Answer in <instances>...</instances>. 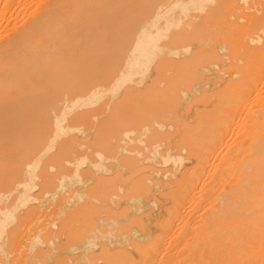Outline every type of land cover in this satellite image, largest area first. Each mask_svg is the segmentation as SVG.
<instances>
[{
    "label": "bare ground",
    "instance_id": "obj_1",
    "mask_svg": "<svg viewBox=\"0 0 264 264\" xmlns=\"http://www.w3.org/2000/svg\"><path fill=\"white\" fill-rule=\"evenodd\" d=\"M161 1L162 0H0V200H6L9 196L10 197L12 196L13 192H16V199L13 198L14 200H16V202L14 204H11V205L8 204L7 205V203L5 204L4 201H3L4 202L3 205L0 204V252L5 254L6 257L9 256V253L12 252V251L10 252V249H9L10 247L15 246L18 249V242H17L18 239L16 238L15 234L17 233V231L19 229L18 226H20L23 223L25 224L24 219H23L24 218L23 213L16 212L17 206L18 205H28L29 201H31V199H33L35 197L37 198L36 194L32 193L33 191L31 192L32 186L35 184L34 183L35 177H40L39 178L40 179L39 184H40L41 188L39 190V193L45 192V191L48 192L49 188L55 183L56 180H58L60 183H67V184L72 183L75 180H78L79 182H83L84 181L83 180L84 179L83 172H85V170L82 169L84 167H81V165L85 161V159L88 157L86 155H84L85 153L82 154L81 156H76L77 155L76 153L81 151L80 148L85 147V149H83V152H85L87 148L96 147L97 148V154L99 155L100 158H102V159L109 158L110 156H105L104 155L105 152L103 153L102 151L104 150V151L113 152L119 146V145L115 144L116 141L113 142L114 140L111 139V137L120 136L121 134H123L125 136H128V138L132 140V137H130L129 135L131 133H133L137 128H140L141 125L147 124V122L150 121L151 119L154 121V119H157V118H159V119H161L163 117L168 118L169 116H167V111H165L166 109L164 107L165 106L174 107L182 99V97L180 96V93H179V90H181V88L178 90L179 85L183 84L184 86L181 85V86H183V88L184 87H190V90H191V84H193L192 82H196L197 80L201 81V78H203V76H204V73L202 71L204 69L201 70V66L204 65V63H206L209 59H214V58L218 57L219 53L216 50L217 47H215L214 44L213 45L210 44L208 42L210 40L206 41V43L202 42V44H205V50L204 51L203 50L194 51L187 57H185L186 55L181 56V57H183V59L179 58V60L177 58L174 59V57L172 55L171 56L173 58H171V59L170 58H165V59L163 58L165 60V62L170 63V65H172V67L174 69V70L169 69L170 72H171V70H173L172 73H170V74L164 73V78L166 79L167 82L163 86L159 87L158 89H155L154 87H152V88L147 89V90L146 89L141 90L139 88H136L135 85L132 84L133 81H135L133 75L137 72H141V71L145 70L148 67V65L150 64V62L154 59V57L158 54V52L163 48V45H168L171 53L172 52L177 53L176 48H178V46H179V45L177 46V43H179L180 40L184 37L189 38L190 36H193L194 33H191V31L197 32V30H199L196 28H195L196 30L194 29V27H197V24H196V26L195 25L193 26V29L195 31L193 29L190 30V28L187 27L186 24H183L181 26L182 28L177 29V30H174L172 28L174 31L170 30L169 33L167 34L169 28L173 24H175V20L173 21L171 19V12L173 10H179L182 12H186L187 10H189L191 8H195V7L202 8V7H204L205 2L210 1V0H170L171 1L170 5H164V4H162L163 1L162 2ZM226 1L230 2L231 5L236 3V0H226ZM246 1H248V0H245L244 2H242V1H240V2L245 4ZM253 1H255V0H253ZM263 1L264 0H262V2ZM249 2H251V0ZM209 3H210L211 8L208 6L210 9H209L207 15L205 14L206 19H204V21H206V23L208 24V22L211 21L212 18L217 17L216 20H218L219 18H222L220 20H222L221 22L223 23V17H220L219 15L216 16V14H215L216 12H214V14H213V10H215L214 8H212L213 3H212V5H211V2H209ZM252 3H254V2H252ZM247 4L248 3L246 2V5ZM255 4H257V3H255ZM259 4H261V3H258L257 5L259 7H261L262 4L261 5H259ZM151 5H152V8H151ZM249 5L250 4H248V6H246V9H244V10L249 11L250 10ZM229 7H231V6H229ZM233 7H235V6H233ZM247 7H248V9H247ZM242 8H244L243 5H242ZM256 8H257V11L260 10V9L258 10V7H256ZM253 9L254 8H252L251 10H253ZM227 10H228V8H227ZM240 10H241V8H240ZM240 10H238V11H240ZM236 13H237V11L235 12V14ZM239 13H241V11ZM239 13H237V16H239ZM184 14L186 15V13H184ZM181 15L183 16V14H181ZM212 15L213 16L215 15V16L213 17ZM174 16L176 17L177 14H174ZM182 16H180V18ZM211 16H212V18H211ZM231 16L233 17L232 14H231ZM246 16H247V20L245 21V23L242 25L241 22L243 19L245 20V18L241 19L240 20L241 22L238 23V24H240L239 27H237V28H236V26L234 27L235 30L233 28L231 31V28H230L231 22L229 24L226 23L227 26L228 25L230 26V27H226L227 29H229L230 32L234 33L237 29V31L240 33V34L238 33L240 44L243 43L244 38L247 39L248 36L251 39L258 40V42L260 40H262L261 44L258 46H251L247 42L245 43V41H244L243 51L240 50V51H242L241 55L244 58V63L239 66L240 70L238 69V71L240 73V77H238L237 80L241 82V85H244V88L243 89L241 88L242 92L241 93L236 92L237 88L235 89V87H232L236 83L235 77H234V79H233V77L229 78V83H231V85L229 86V89H227L228 90L227 94L224 93L226 96L225 97L226 100L223 99V97L221 98V96H220L221 93L218 95L221 99V102L227 101L229 103L228 106L225 108V112L223 111V108H222V110L221 109L219 110L220 113H221V111H223L224 114L226 113V115L224 116L223 113H221V114L216 113V115L218 114V116L214 119L217 120V126H216V128H214V130H212V132H210L209 135L206 134L209 142H204V141L201 142L200 141V139H199L200 133L198 132V130H200L198 128V125H200L199 122L198 123L196 122L197 123V124H195L196 128L194 127L195 126L194 125L188 131L183 130L184 131L183 134H185V132H186V136L181 137L182 139L184 138L183 142H184L185 146L188 148L189 152L196 154L194 156H196V161H197V163H199V167H200V168H197V171H203L204 170L203 175L207 172L206 170H208V172L210 171V175H211V173L214 172L212 169L214 168V170H215L217 164L221 165L217 162V160L219 162H221L222 160H223L222 162L227 160V159H225V158H227V156H221L223 153V150H225L224 151L225 153L227 152V150H226L227 145L225 143L228 140H231L234 143L233 144V143H231V141H229L231 144H233L234 148H232L230 146H228L230 148L227 147L229 153H231V151H232V150L230 151L229 149H231V148L233 149L231 154H229L227 152L229 155H232L231 156L232 161H230V159H229L228 163L225 162L228 165L231 163L229 165V167H230V171L232 173L231 174L232 176L229 174L230 171L227 173L223 170L217 171L218 177L216 175L212 174L213 176L216 177V178H214L212 176V178H214L215 180L217 179V181L219 178L222 180L223 175H225L227 177V174H229V176H231V178L228 177L230 179L229 182L231 180L235 181V182H230V183L235 184V186L232 185V186H234V188H232V187L228 188V189H230V188L233 189L232 195L229 198L231 201V202H229L230 205L228 204L227 198L224 199L223 201L221 200V202H224L223 203L224 209L227 207V205H229L230 213H231L230 215H232V217H233V219H232L233 227H232V232L231 231L229 232L230 235L232 233L231 243L228 244V246L230 245V250H228V251L226 250V253H225V254H227L226 256L228 257V259L225 261L227 263L220 261V264H264V60L260 64L258 62L259 65H257V66L255 65L256 67H252L251 66L252 63L250 65V63L248 61L250 57L257 56L259 54L264 53V36H262V34H261V33H264V8L262 9L261 13L259 11V14L249 12L248 14H246ZM184 19L186 20V18H184ZM233 19L234 18H232L231 21ZM238 19H239V17H238ZM197 20H199V18ZM220 20H218V21H220ZM159 21L163 22V23L159 24L160 23ZM204 21H202V22H204ZM234 21H236V20H234ZM234 21H233V23H234ZM181 22H183V21H181ZM202 22H201V24L203 25ZM214 22H216V21H214ZM198 23H200V22L198 21ZM233 23H232V25H235ZM211 24H212L211 27H213V23H211ZM214 24H217V23H214ZM200 25H198V28H200L199 27ZM184 26H186V27H184ZM216 26H214V27H216ZM204 28H206V26ZM206 30H208V29H205L204 31H206ZM243 30L245 32L248 30H251L252 33L254 32V33H256V35L254 36V34H251L249 32V35H248V33H246L247 37H244L243 35H246V34H244ZM187 31H189V32H187ZM204 31H203V33H204ZM216 31L217 30L214 28L213 33H215ZM210 32L211 31H209V34L211 35ZM226 32H228V31H226ZM259 32H261V33H259ZM185 34L186 35L188 34V35L185 36ZM218 34L219 33H217L216 35H218ZM228 35H230L229 32L227 33L226 36H228ZM165 36H167V39H164L165 41L162 40V42H161L160 39L162 37H165ZM194 36H195L194 37L195 39H198V37L200 36V30H199V33L197 35L195 34ZM215 36H214V38H215ZM221 36L223 37L224 35L221 34ZM255 42H257V41H255ZM184 43H185V41H184ZM181 45H183V43ZM234 45H235V43H234ZM184 46H185V44H184ZM193 46H195V45H193ZM227 49H228V47H227ZM234 49H236L235 46H234ZM237 49H236V51L239 50V49L238 50ZM240 49H242V46L240 47ZM190 52H191V49H190ZM165 53H163V54H165ZM223 54L221 56L222 58L224 56ZM227 54H228V51H227ZM158 55H160V54H158ZM166 55H169V54H166ZM179 55H180V53H179ZM233 55L234 54H232L231 56H233ZM164 56H162V57H164ZM174 56H176V55H174ZM235 56L237 57L238 55L236 54L233 57H235ZM229 57H230V55H229ZM263 57H264V54H263ZM160 58H161V56H160ZM157 59H159V56L157 57ZM228 59H230V58H228ZM238 60H239V58H238ZM231 61L232 60L230 59V62ZM233 61H235V60H233ZM257 61H258V58H257ZM236 62H238V61H236ZM163 64L164 63H162V65ZM219 64H221V63H219ZM240 64H241V62H240ZM164 65H166V63ZM205 66H207V64ZM225 66H223L222 68L224 69ZM232 66H235V65H232ZM153 67H154V64H153ZM212 67H214V66H212ZM219 68H221V66ZM222 68H221V70H223ZM225 68H229V67L226 66ZM233 68L234 67H232L231 69H233ZM234 70H235V68H234ZM152 72H153V70H152ZM165 72H168V71H165ZM205 73H206V71H205ZM218 73H219V71H218ZM153 74H155V71ZM146 75H147V73H146ZM146 75H145V77H146ZM217 75L214 77L218 78V76H222V75H218V76ZM227 75H229V74H227ZM137 76L140 77V75H137ZM207 76H208V74H207ZM212 76H213V74H212ZM225 77H227V76H225ZM139 79H141V78H139ZM147 81L148 80H145L144 82L146 83ZM210 82H212V81H210ZM162 83H163V81H162ZM125 84H129V86H128V89H126L124 91V95L127 94V96H128V95L132 94L131 99L127 100L125 98V100H127V101H123L122 97L117 98V99H112V97L110 98V96H113L118 91L119 87H121L122 85H125ZM203 86H201V87H203ZM218 86H216V87H218ZM123 87H125V86H123ZM226 87H227V84L224 88H226ZM210 89H212V88H210ZM219 89H220V87H219ZM182 90H184V89H182ZM216 90H217V88H216ZM238 90H239V88H238ZM201 91H200V93H201ZM205 91H207V90H205ZM210 92H212V91H210ZM206 94H208V92ZM192 96L194 97V95H192ZM192 96H191V99H192ZM111 99L114 101L111 102L110 101ZM189 101H191V100H189ZM216 101H217V99H216ZM181 102H183V100ZM253 102H255V104H253ZM216 103L213 102V104H216ZM247 103H249V104H247ZM213 104H210V105L213 106ZM218 104H216L215 107L221 105V104H219V105ZM177 105H179V104H177ZM184 105H186V104H184ZM176 106L174 108H176ZM206 108H207V110H209L208 106L204 107L203 109L205 110ZM191 109H192V107H191ZM211 109L214 110L213 107H210V110ZM217 109H218V107H217ZM176 111H178V108ZM179 112L181 113V109ZM202 113H203V111H202ZM207 113H208V111H207ZM194 114L192 117H194ZM172 116H174V115L172 114L170 116V118ZM200 116H202L201 113H200ZM204 117L206 118L205 115H204ZM173 118H179L178 120H180V116L179 117L174 116ZM182 118H183V116H182ZM188 119H184V120H187L186 122L189 123ZM239 119L242 122H237V123H239L237 125L238 126L240 125V126H239V128L236 127L237 130H233L232 135H234V137L229 136L232 131L230 132V134H229V132L228 133H226V132L228 130H231V129H236L235 127L234 128L232 127V126H234V124L232 122L234 121V123L236 125V120L238 121ZM213 120L210 119V121H213ZM155 121H157V120H155ZM161 121L162 120L157 121V123L161 124ZM163 121H164V119H163ZM166 121L168 122L169 120H166ZM180 122L183 123L182 121H180ZM163 123H165V121ZM226 123L229 124L230 128L227 126L228 124L225 125ZM168 125H170V124H168ZM172 127H171V129H173ZM200 127L202 128V126H200ZM212 127H211V129H212ZM226 127L229 128V129H227V131H226ZM149 128H150V125H148V124L145 125V130H143V132L141 134V135H145V139L143 138L144 136L141 137L139 135L141 133L140 130H138L139 131L138 134L134 133L136 135H139V136H137L138 140L141 141L142 143H144V145L145 144L148 145L147 142H149L150 145L152 146L150 141L153 142L156 138L163 136L164 133L167 134L166 131H161L160 128H158L160 130H158L157 127H156V129L151 127V129L153 128V130H151V129L149 130ZM176 128H177V126H176ZM166 129H167V126H166ZM180 129L181 128L179 125V130ZM170 132H171V130H170ZM179 132H177L179 136L176 135L177 133L175 134L177 139H178V137H180L182 135L181 133H180L181 134L180 135ZM225 133L229 134L227 136V138L225 137L226 136ZM90 134H91V137L89 136ZM134 134H132V135H134ZM202 134H203V132L201 133L200 136L204 135V134L203 135ZM172 136H174V135H172ZM121 137L124 139L126 138L123 136H121ZM229 137H230V139H229ZM231 138H233V140ZM224 139L226 142L224 141ZM165 140L166 139H164L163 141L165 142ZM168 141H169V139H168ZM168 141L166 140V142H168ZM178 142H179V140H178ZM124 143H125V141H124ZM135 143H136V145H139V144H137L138 142L135 141ZM165 143H164V145H165ZM222 143L224 146L226 145V147H223L225 149L222 148V146H223ZM230 143H228V145ZM158 144H160V143L158 142ZM127 145H128V142H127ZM170 145H171V143H170ZM220 146L223 150L221 149L222 151H220V152H222V153L220 154V157H219L218 152L220 149H218V148ZM54 147H55V149L53 151H51ZM121 147L124 150L128 149L127 146H126L127 148H125L124 146H121ZM131 147H132V145H131ZM134 149H136V148L134 147ZM147 149H148V147H147ZM173 149H174V147H173ZM217 149H218V151H215ZM120 150H121V148H120ZM174 150H176V148ZM117 151L119 152V150H117ZM130 151H132V149ZM141 151L143 154V150H141ZM149 151L150 150H148L147 153H149ZM211 151L212 152L215 151V152H213V154L216 152L217 153L213 155V154H211ZM129 152L126 153L128 155H122V157L116 158L117 163H119V165H118L119 168H117L116 170L120 169L121 164H123L121 166H124V164H134L135 165L134 162L137 161L136 160L137 158L134 159V157L136 156V153H134L135 154L134 157H131L132 154L129 155ZM155 152H157L156 148H154L152 150V153H155ZM86 153H87V151H86ZM106 153H108V152H106ZM182 153H183V155H184V153H186L185 154L186 156L188 155L186 151L182 152ZM181 154L177 155V156L172 155L170 153L167 155H165V154H162V155H163L164 161L171 160L172 163H170V164L174 165V164H177L178 162H181V160L183 158ZM119 155H121V154H119ZM209 155L212 157L214 156V158L211 159L209 157ZM117 156H118V153H117ZM155 156H157V155H155ZM190 156H187V157H190ZM44 157H45V159H44ZM113 157H115V156H113ZM215 157H216V159H217V157H219V159L216 160ZM221 157L223 158L222 160L220 159ZM208 158H210L209 159L210 162L208 161ZM156 160H157V158H156ZM186 160H188V159H186ZM109 161L111 162V160H109ZM161 161H163V160H161ZM211 161L217 162V164L216 163L213 164ZM229 161H230V163H229ZM86 162H88V161H86ZM105 162H108V161H105ZM89 163L93 164L95 167H101L102 166V168L105 164V163L103 164L101 161H93L90 159H89ZM225 163L222 164L223 168L227 165ZM114 164H115V162H114ZM190 164H192V162ZM209 164H211V166L213 164V166H214L211 169L212 171L209 169H206L207 167L208 168L210 167ZM153 165H155V164H153ZM181 165H182V162H181ZM193 165L194 164H192V166ZM195 165H196V163H195ZM207 165H209V166H207ZM160 166H162V165H160ZM192 166H190V167L192 168ZM124 167H126V166H124ZM135 167H137V166H134L132 169L134 170ZM190 167L188 168L189 170H190ZM112 168H115V167H112ZM194 168L196 170V166ZM126 169H127V167H126ZM128 169H129V166H128ZM226 169H228V168H226ZM88 170H90V169H88ZM155 170L158 171V169H155ZM159 170L161 171V169H159ZM189 170H188V172H189ZM191 170L193 171V169H191ZM92 171H94L93 168H92ZM152 171H153V169H152ZM170 171L172 172V170H170ZM163 172H165V170L162 171L161 173H163ZM208 172L205 174V176H207ZM100 173H101V175H105V174H103V172H98L97 175H99ZM107 173H109V172H107ZM140 173H143V172L140 171ZM161 173H160V175H161ZM112 174H110V175H112ZM126 174H124V175H126ZM136 174L137 173H134L132 175H136ZM179 174H180V172H179ZM186 174H187V172H186ZM101 175H100V177H101ZM116 175L118 176L120 174L118 172H115L113 177L114 176L116 177ZM121 175L123 177L122 172H121ZM165 175H164V177H166ZM199 176H200V180H198L199 177L194 178L192 175H188V177H187L188 179L187 180L185 179V181L182 179L183 182H181L179 186L180 187H182V185L187 186V185H189L190 181L192 182L193 179L194 180L196 179V181H198V183L195 182V187L199 183H200V185H198V186L199 187L201 186L200 189L204 190V188L207 187V189L205 188V191L201 194V197L200 196L197 197L198 200H199V198L202 199L201 205H205V203H207V201L209 199H211L210 193L207 191H208V186L211 185L208 180H211L212 178H211V176H209V177L204 176L205 179H202L201 178L202 174ZM225 176H223V177H225ZM113 177H108L110 180L107 182V184L106 183L102 184V186L105 185V186H103V188H101L98 183H96L97 185L93 183V185L89 186L88 190L91 191L92 193H95V194L105 193L106 190L104 191V189L110 187L111 185L115 186L116 182L113 185V183H114L113 181H116L119 176L116 178V180H114L115 178H113ZM132 177L133 176H131V178ZM86 178H88V177H86ZM95 178H96V175H95ZM95 178L93 177V179H95ZM121 178L119 179L120 181H121ZM135 178H137V177H135ZM156 178H159V177H156ZM209 178H211V179H209ZM129 179H130V177H129ZM129 179H127V180H129ZM145 179H147V178H145ZM119 180H117V182ZM166 180H168V179H165L164 181H166ZM180 180H181V178H180ZM203 180L204 181L207 180L206 182H208L209 185L204 184L205 185L204 186L202 184ZM215 180L212 179V181H215ZM223 180L225 181V179H223ZM124 181L126 182V180H124ZM199 181H201V182H199ZM227 181H228V179L226 180V182ZM92 182H90V183H92ZM145 182L146 181L139 182V184H140L139 186L143 189L144 192L147 193V192H149V187L144 184ZM159 182H160V180H157V183H159ZM168 182L170 183V181H168ZM130 183H133V182L131 181ZM146 183L148 184L149 182H146ZM160 183L162 185V182H160ZM56 184H58V182H56ZM228 184L229 183H227V185ZM202 185L204 187H202ZM219 185L221 187L220 183H219ZM227 185L225 184L226 187L229 186V185L228 186ZM97 186H99V187H97ZM126 186H127V184H126ZM130 186H132V185H130ZM120 187H121V185H120ZM190 187H191V185H190ZM210 187H212V186H209V188ZM123 188H126L125 190H127V187H123ZM162 188H164V187H162ZM192 188H194V185L192 186ZM69 189H68V191H69ZM133 189L134 188L132 187V190ZM195 189L199 190L198 187L194 188V190ZM212 189H213V187H212ZM231 189L229 190V192H231ZM164 190L167 191V189H164ZM176 190H177V193L174 196H172L173 199L171 198L172 199L171 205H172V207L174 206L176 209H178L180 204H178L177 198H179V196H181L180 195L181 193H178V190H181V188L180 189L176 188ZM194 190H193L194 193H192V191H188V192L192 193V194L190 193L192 196H190L188 194L189 195L188 198H190V199H191V197L194 198L195 196H197L199 194L198 190L197 191H194ZM77 191H78V189H77ZM161 191H163V190H161ZM215 191L217 192V190H215V188H214L213 192L215 193ZM223 191L228 192V190H223ZM64 192L65 191H63L62 194H65ZM210 192L213 193L211 191V188H210ZM66 193H68V192L66 191ZM113 193L118 194L119 192L118 193L113 192ZM149 193L147 194V196H143V197L144 198L146 197L148 199ZM157 193H159V192H157ZM218 193H220V192H218ZM58 194H59V192H58ZM58 194H57V196H58ZM73 194H74V192H73ZM129 194H131V193H129ZM152 194H154V193H152ZM185 194L182 195L184 197L183 198L184 200H183V202H181V203H183V204H181V205H183V206H181V208H184V207L188 208L185 211H184L185 208L182 210L186 213V217L189 219L190 218V216H189L190 215V209L192 208V206L194 204H196L198 202V200L196 202V200L194 199L193 200L194 203L193 202L189 203V201H188L189 199L188 198H187L188 200L185 199V197H187L188 195H185ZM220 194L217 195L218 198H219ZM213 195L214 194H212V197H213ZM221 195H223V194H221ZM225 196H226V192H225ZM225 196H220V197L225 198ZM90 197H93V196H90ZM217 197H213L214 199H217L216 203L218 202V200L220 202V198L218 199ZM68 198L70 199V197H68ZM63 199H64V197H63ZM112 199L114 201V198H112ZM116 199L117 198H115V201H116ZM214 199H212V201ZM10 200H12V199H10ZM124 200H127V199H124ZM84 201H82V205L85 204V206H86L87 205L86 204L87 199H85ZM89 201H90V199H89ZM101 201H102V199H101ZM120 201H121V199H120ZM214 201H213V205H215ZM77 202H78V200H77ZM91 202H90L91 206L93 204H96V202L95 203H93V201H91ZM127 202L125 204L123 203V205L121 202L122 207L125 206L127 204ZM184 202H187L189 204L185 205L186 203L184 204ZM208 202H210V201H208ZM50 203H51V201H50ZM75 204H76V202H75ZM99 204H101V203H99ZM99 204H96V205L99 206ZM210 204L211 203H208L209 206H210ZM78 205H80L79 210H81V211H82V209H84V211H85L90 206L89 205V206H86L85 208H83L80 203H77V206ZM107 205L110 207L111 203L107 204ZM144 205H146V204H144ZM148 205H150V204L148 203ZM73 206L75 207V205H73ZM102 206L105 207L104 204L103 205L101 204L100 208H102ZM108 206H106V207H108ZM207 206L205 205V207H207ZM150 207L151 206H149V208ZM166 207H168V206H166ZM166 207H165V209H166ZM189 207H191V208L189 209ZM196 207H194V209H197L199 211V212L196 211L199 213V215H198V213H195L194 209H191V212H192V210H194L193 212L198 215V216L196 215L197 218L200 216H203L202 214L204 212L201 213L203 211V210H201L202 206L198 207V205H197ZM216 207L217 206H214V208H216ZM24 208L22 207L25 214H28V212H32V214H33L32 219L33 220L34 219H39V220L44 219L43 221H45V222H43V226L46 225L45 223H48V222H46L47 219L45 217L46 211L44 212L41 210L42 205L40 202L37 205H33V203H32L28 207H26L25 209ZM65 208H66V206H65ZM162 208H163V206L161 207V209ZM107 209L111 210L113 208L111 206V209L110 208H107ZM176 209H175L176 213H178L179 211L181 212L180 208L177 210L178 212L176 211ZM118 210L120 211V209H118ZM163 210H164V208H163ZM200 210H201V212H200ZM212 210H214V209H212ZM51 211L49 213H51ZM128 211H129V207H128ZM134 211H136V210H134ZM154 211H155V209H154ZM154 211L151 210V212H154ZM141 212H144V211H141ZM188 212H189V215H188ZM193 212H192V214H193L192 216H195ZM16 213H18V214H16ZM52 213H55V212H52ZM170 213H171V211H169V213H167V215H168L167 217H170ZM176 213L173 215V218L175 217V215H177ZM183 213H182V215H185ZM102 214L100 216H102ZM123 214H125V213H123ZM135 214H137V213H135ZM180 214H179V217L177 218L179 220L182 219V218H180V216H182ZM204 214L208 215L209 213L207 214L205 211ZM221 214L223 215L225 213H221ZM121 215L122 214H120L119 216H121ZM226 215H228V214H225L223 216L225 217ZM95 216H93L91 214V216L88 219L90 220V218H91V220H93V219H95ZM116 216H118V215H116ZM162 216H163V214H162ZM53 217H54V214H53ZM74 217L72 216V218H71V221L73 223L75 221ZM104 217L106 218V216H104ZM186 217L185 218L183 217V219H186ZM105 218H103V219H105ZM107 218H110V217L107 216ZM107 218H106V220H107ZM164 218L165 217H162L161 219L163 220ZM170 218L171 219H169V220L171 222H172V220L175 219V218L172 219V217H170ZM200 218H202V217H200ZM208 218H212V213L210 214V217H208ZM219 218H222V216ZM52 219H55V217ZM115 219H113V220H115ZM119 219H120V217H119ZM154 219H156V218H154ZM190 219L192 221V217ZM205 219H207V217H205ZM15 220H16V222L18 220V223L17 224L13 223L14 225L12 224L13 226L10 225V227L8 228L7 226L12 221H15ZM60 220H61V217H60L59 221ZM91 220H90V222H91ZM96 220L97 219H95L94 221L96 222V224H98L99 222H98V220L97 221ZM125 220H127V219H125ZM176 220H175V222H179L180 227H182L181 226L182 223L179 220H177V221ZM195 220H198L197 222H198V224H200L201 221L204 220V216H203L202 220H200V219H195ZM195 220H193V222ZM94 221L90 223L92 226L94 225L93 224ZM165 221H166V219H165ZM78 222L79 221H77V219H76L75 223L77 224ZM105 222H108V221H105ZM121 222H119V223H121ZM157 222H158V224L160 223L159 219ZM171 222L169 223L170 226L168 228L172 229L171 224H172V226H174V223L173 222L171 223ZM182 222H183V220H182ZM185 222L186 221L184 220V223ZM193 222L190 223V225L192 224V226H191L192 228H190L191 230L193 229V227H195V224L197 223L195 221V223L193 224ZM39 223H41V222L39 221ZM58 223H60V222H58ZM83 223H85V222H83ZM87 223H89V222H87ZM101 223L98 224V226H101ZM119 223H117V224H119ZM148 223H150V222H148ZM209 223H208V225H207V223L206 224L204 223L203 227L205 225L209 227V225H210ZM213 223H214V221H213ZM213 223H211V224H213ZM215 223H217V222H215ZM33 224L34 223H32V226H33ZM36 224H38V223H36ZM81 224H82V221H81ZM81 224L78 225L79 228L77 230L83 229L84 224L83 225H81ZM96 224H95V226H96ZM143 224H142V226H143ZM177 224H175L176 227H177ZM186 224H187V222H186ZM188 224L186 227L189 226ZM28 225L29 224L27 223V226ZM179 225L177 227L178 228L177 230L181 229L179 227ZM62 226H63V224H62ZM64 226H65V228H64ZM64 226H63V228L65 230H66L67 226L68 227L70 226V229L73 228L67 222L64 224ZM90 226H89V228H90ZM102 226H105V225L103 224ZM151 226H149V227H151ZM175 226L173 227V228H175V230L173 229L174 232L172 230H171V232L168 231V233H167L168 236L166 235L168 228H166V227L164 228V226H163L164 230L160 231V232L164 231V233H163L164 235L162 234L163 237L165 236L164 239L162 240L163 242L165 239L168 241L170 239V237H171L170 235H172V233H174V235L178 233ZM29 227L31 228V225ZM37 227H33V228L37 229ZM113 227H115V226H113ZM140 227L141 226H139V228ZM144 227L142 229L140 228L141 231H144L143 230V229H145ZM157 227H158V225H157ZM214 227L216 228V226H214ZM228 227H229V225H228ZM57 228H58V226H57ZM160 228H162V226L159 227V229ZM68 229H67L68 233L66 234L67 238H72L73 235H75V236H78L77 237V240H78L79 235H82V233H83V232H81V234L78 235V233L74 232V230L76 228H73L72 229L73 231L72 230L70 231V229L69 230ZM87 229L88 228H86V230ZM165 229H167V230H165ZM202 229L203 228L201 227L200 230H202ZM24 230H26V229H24ZM46 230H47V228H46ZM86 230H85V232H86ZM88 230L90 231V229H88ZM91 230H92V228H91ZM184 230L185 229H183L182 231H184ZM196 230H197V228H196ZM206 230H207V228H206ZM27 231L29 232L28 228H27ZM119 231H121V230H119ZM175 231H177V232H175ZM210 231H211V228H210ZM216 231H217L216 234H218L219 230L217 229ZM28 232H27V234H28ZM113 232H112V234H113ZM189 232H191V231H189ZM23 233L19 234V236L20 235L23 236L24 235ZM51 233L54 234L53 231ZM65 233H66V231H65ZM142 233H144V232H142ZM179 233H180V230H179ZM221 233H223V232H221ZM27 234H25V235H27ZM46 234H49V233L46 231ZM192 234H195V231L192 232ZM32 235H33V233H32ZM63 235H64V233H63ZM96 235H97V231H96ZM174 235H172V236L174 237ZM186 235H187V237L186 236H183V237H185L186 239L188 238L187 239L188 241L193 239V237H190V238L188 237V236H190V234H186ZM205 235H203V236H205ZM83 236H85V233L83 234ZM105 236H107V235H105ZM176 236L177 235H175L174 238L172 237V239H171L172 241L171 240L168 241V242L171 241L170 245L172 244V242H173V244L175 243L174 241L177 239ZM196 236H198V235L196 234ZM46 237H48V236H46ZM155 237L157 238L156 235H155ZM105 238L107 239V237H105ZM196 238L197 237H194V240ZM214 238H217V237L215 236ZM22 239H23V237L21 238V240ZM27 239L28 238H26V240ZM94 239H95L94 237H91V235L90 236L88 235L87 241L84 240L86 242L85 248H88L91 245H93L95 243ZM133 239H136V238H133ZM179 239H177V241ZM186 239H180V241L181 240L185 241ZM199 239H198V241H199ZM202 239L206 240L205 238H202ZM222 239H224V238H222ZM226 239H229V238H226ZM33 240H34V238H33ZM37 240H39L38 235L35 236V240H34L35 242L34 243H36ZM60 240H63V239H60ZM159 240H161V239H159ZM187 240L185 241L186 243L184 242V244H186V245L182 244L183 242L181 243L182 245L179 244L180 242L178 243L179 244L178 248H180V246H182L181 250H179L175 246L173 247V248H176L177 251L179 250L178 251L179 255L178 254L175 255L176 253H178L177 251L174 252L176 249H173V250L169 249V251H170L169 253H172V251L175 253L174 254L175 258H176V256H180V258H182L181 256H183V255H185V253H187V255H188L187 257L189 259H188L187 263L184 260L183 264L190 263L191 259L197 255V245L192 244V241L188 242ZM211 240H212V242L214 241L213 237H212V239H210L208 241L210 242ZM53 241L51 240L50 242L53 243ZM67 241L63 242V243H67V244L72 243L73 244V241H71V242H67ZM79 241H78V243H79ZM150 241H151V243L154 242V241L152 242V240H150ZM167 241L165 243H168ZM215 241H216V239H215ZM227 241L224 243L227 244ZM21 242H23V240L20 241L19 245L21 244ZM27 242H29V241H27ZM56 242H58V241H56ZM134 242H136V241H133L131 239L130 243L132 245H135V248H136L137 244L136 243L133 244ZM163 242L161 243V241H160V243H159L157 241V243H154V244L159 243V245L160 244L164 245L165 243H163ZM187 242L191 243V245L190 246L188 245L189 247L186 249L187 251L186 250L184 251V249H182V248H183V245H184V247L185 246L187 247V244H188ZM44 243H46V242H44ZM75 243H76V241L74 242V245H75ZM61 244L62 243H60V245L58 247H62ZM147 244H150V243H146V247H147ZM23 245H24V243H23ZM77 245H80V244H77ZM99 245H100V242H99ZM124 245H122V246H124ZM170 245L167 244L166 246L169 248ZM21 246L22 245H20L19 248H21ZM48 246H45V247L42 246V247H43V249H45V248L49 249L50 246H49V248H48ZM166 246L165 247L162 246L163 249L161 246H160V248H159V246H157V249L159 248L158 251L160 252V253L158 252L157 255L159 254L162 256L157 257V258H159V260L153 259L154 260L153 264H155L157 262V260L160 262L161 261L160 258H165V260L168 259V258H166L168 255V253H167L168 248ZM150 247H153V246L150 244L149 248ZM219 247L221 248V246H219ZM226 247H227V245H226ZM132 248H134V247H132ZM135 248H134V250H135ZM149 248H148V250L146 249V251H149ZM166 248H167V250H166ZM17 249L14 250V252H16ZM22 249L21 250L19 249V250L22 251ZM27 249H28V247H27ZM47 249H46V251H47ZM107 249H109V247ZM119 249L120 248L118 247V250ZM136 249H138V247ZM214 249H212V250H214ZM217 249H218V247H217ZM36 250H37V247H36ZM115 250H117V249H115ZM125 250L126 249H124L122 251H125ZM182 250H183V252L180 253ZM23 251H24V249H23ZM41 251H39V252H41ZM110 251H112V250H110ZM113 251H114V249H113ZM113 251L111 252L112 254H113ZM126 251L129 252L130 250L127 248ZM146 251H145V253H146ZM151 251L152 250H150V252ZM165 251H166L167 255H166ZM208 251L210 252V249H208ZM219 251L221 252V250H219ZM24 252L26 254V251H24ZM90 252H88V254H86V256H89ZM95 252H96V250H94V253ZM135 252H136V250H135ZM162 252H164V253H162ZM222 252H225V251L223 250ZM37 253H35V255ZM47 253H50V252H47ZM105 253H106V250H105L104 254ZM120 253L123 254L124 252L120 251ZM15 254H16V257H17V255H19L18 252L14 253V256H15ZM25 254H23V255H25ZM51 254H47V255H51ZM58 254L59 253H57V255ZM62 254H64V253H62ZM66 254H70V253H66ZM112 254H109V255H112ZM121 254H119V256H121ZM151 254H152V256L149 254L151 257H153V258H154V256L156 257V253L154 254L153 252H151ZM202 254L204 255V254H208V253L205 252ZM215 254L216 253H214L212 255L215 256ZM59 255L61 256V253ZM109 255H107V256L109 257ZM146 255H147V253H146ZM149 255H148V259L150 257ZM191 255H193V256H191ZM209 255H211V254L209 253ZM209 255H207V256H209ZM14 256L12 255V258ZM19 256L21 257V255H19ZM28 256H27V259H29ZM60 256L58 258H60ZM78 256H79V254H78ZM125 256H127V254ZM214 256L212 257V260H213V258L214 259L219 258V256L216 258ZM68 257H69V255H68ZM82 257H83V255H82ZM91 257H92V255H91ZM168 257L172 258V256H169V255H168ZM200 257H201V255H200ZM223 257H224V255H222V257H220V259H222ZM12 258H11V260L16 259V258H13V259ZM38 258L39 257H37V259ZM74 258H76V257H74ZM78 258H80V257H78ZM101 258L103 261H106V262L108 260V258H107V260H105L106 258L105 259H103V257H101ZM144 258H145V256H144ZM171 258H170V260H171ZM175 258H173V259H175ZM178 258H177V260L175 259L176 261L174 260V262L175 263H177V262L182 263V261L179 260L180 258L179 259ZM93 259L95 260L97 258H93ZM109 259H110V257H109ZM148 259L145 261H148ZM94 260H92V261H94ZM186 260H187V258H186ZM196 260H197V262L199 261V259H196ZM203 260L204 259H202L201 261H203ZM22 261H24V260H22ZM109 261H111V259ZM118 261H117V263H118ZM134 261H135V259H134ZM222 261H224V260H222ZM0 262L3 264L4 263L6 264L5 259H3L2 261L0 260ZM19 262L20 261H18L17 263L20 264ZM28 262H25V263H28ZM32 262L34 264H36V262H34V261H32ZM52 262H53V260H52ZM60 262H61V260L59 261V263ZM171 262H172L171 264H174L173 260H171ZM194 262H195V264H198L195 260H194ZM89 263H91V262H89ZM130 263H132V262H130ZM130 263H128V264H130ZM206 263L207 262H204L202 264H206ZM85 264H86V261H85ZM92 264H93V262H92ZM103 264H105V263H103ZM133 264H135V263H133ZM141 264H144V263L142 262ZM157 264H159V263H157ZM210 264H212V262H210ZM213 264H214V262H213Z\"/></svg>",
    "mask_w": 264,
    "mask_h": 264
},
{
    "label": "rangeland",
    "instance_id": "obj_2",
    "mask_svg": "<svg viewBox=\"0 0 264 264\" xmlns=\"http://www.w3.org/2000/svg\"><path fill=\"white\" fill-rule=\"evenodd\" d=\"M163 1V2H162ZM161 2H162V4H164V5H170L171 4V1L170 0H162ZM167 3H165V2ZM223 1V2H222ZM240 1H242V2H244L245 0H236V5L235 4H233V5H231V3L230 2H228V1H226V0H210V1H206L205 2V4H204V7H202V8H199V7H195V8H191V9H189V10H187L186 12H182V11H179V10H173L172 12H171V19L174 21L175 20V24H173L170 28H169V30H168V32H167V34L169 33V31L171 30H177V29H180V28H182L181 26L183 25V24H186V26L187 27H189L190 28V30L191 29H193V26L195 25L196 26V24H197V27H194V29L196 28V29H199L200 30V36L198 37V39H195L194 37V35L196 34H198L199 33V30H197V32H192L191 31V33H194V35L193 36H190L189 38H187V37H184V38H182L181 40H180V42L179 43H177V46H178V48H176L177 49V53H171V51L169 50V47H168V45H163V48L158 52V54H160V55H156L155 57H154V59L150 62V64L148 65V67L145 69V70H143V71H141V72H137V73H135L134 75H133V77H134V79H135V81H133V83L132 84H134L135 85V87L136 88H139V89H141V90H147V89H150V88H152V87H154L155 89H158L159 87H161V86H163L167 81H166V79L164 78V73L165 74H170V73H172V71L174 70L173 69V67H172V65H170V63H167V62H165V58H173L174 57V59H178L179 60V58H181V59H183V57H181V56H184V55H186L185 57H187V56H189L192 52H194V51H198V50H205V44H202V42L203 43H206V41H208V40H210V41H208L210 44H214L215 45V47H217L216 48V50H217V52L219 53L218 54V57L217 58H214V59H209L206 63H204V65H202L201 66V70L202 69H204V70H202L203 71V73H204V76H203V78H201V81H196V82H192L193 84H191V90H190V87H184L183 88V84H181V85H183V86H181V85H179V87H178V90L181 88V90H179V93H180V96L182 97V99L179 101V103H177V104H179V105H175L176 106V108H174V107H169V106H165L164 108L166 109L165 111H167V116H169L168 118L167 117H163V118H161V119H159V118H157V119H154V123L150 120V121H148L147 122V124L148 125H150V128H149V130L151 129V127H153V128H155L156 129V127H157V129L158 128H160L161 129V131H166L167 132V134H163V136H161V137H158V138H156L153 142L152 141H150L151 142V144H152V146L150 145V143L149 142H147V144L148 145H144V143H142L141 141H139L138 140V137L137 136H144L143 138L145 139V135H141L142 134V132H143V130H145V125H147V124H145V125H141V127L140 128H137L133 133H131L129 136L130 137H132V140L131 139H129L128 138V136H125V135H123V134H121L120 136H113V137H111V139H113L112 141L113 142H115V144H117V145H119L118 147H117V149L115 150V151H113V152H110V151H102L103 153H104V155L105 156H110L109 158H104V159H102V158H100L99 157V155L97 154V148L96 147H90V148H87L86 149V151H87V153H86V151L85 152H83V149H85V147H82V148H80L81 149V151L80 152H77L76 154V156H81L82 154H84V155H86L90 160H93V161H101L103 164H104V166H103V168H102V166L101 167H95L93 164H91V163H89V159L88 158H86L85 159V161L82 163V165H81V167H84V168H82L83 170H85V172H83V176H84V181L83 182H79L78 180H75V181H73L72 183H60L58 180H56L55 181V183L49 188V190H48V192L47 191H45V192H41V193H39V190H40V184H39V182H40V177H35V180H34V185L32 186V189H31V192L32 193H34V194H36V196H37V198L35 199V198H33V199H31V201H29V204L28 205H18L17 206V208H16V212H18V213H23V219H24V222H25V224L23 223V224H21L20 226H18V231H17V233L15 234L16 235V238L18 239V249H17V247H15V246H12V247H10L9 249H10V252L11 253H9V256H5V254H3V253H1L0 252V260L2 261L3 259H5L6 260V264L8 263V264H18L17 262L18 261H20L19 263L20 264H32L33 262L32 261H34V262H36V264H85V261H86V264H92V262H93V264H103V263H105V264H128V263H130V262H132V263H130V264H133V263H135V264H141L142 262L144 263V264H153L154 262V260L153 259H158L159 260V258H157V257H161L162 255H157V253L159 252L158 250H159V248H160V246L162 247H165L167 244H169L170 245V242L172 241L171 239H172V235H174V233H172V235H170L169 237H170V239L169 240H171L170 242H168L166 239L164 240V242L162 241L163 239H164V237H163V233H164V231L163 232H160L161 230H164V228L166 227V228H168L170 225H169V223L171 222L169 219H171L170 217H172V219H174V220H172V222L174 223V226H175V224H177V227H178V225L180 224L179 222H175V220L179 217V214L180 215H182V213L186 210V209H188V208H181V206H183V205H181V204H183V203H181V202H183V196L182 195H184L185 193V195H190V196H192L191 194L192 193H194L193 192V190H194V188H199V190L198 189H195L194 191H199V194L197 195V196H193L194 198H192L191 197V199L190 198H188L189 197V195L187 196V197H185V199H187L188 201H189V203L190 202H193V200L195 199L196 200V202H197V200H198V198L197 197H201V194L205 191V188L207 189V187H205L204 188V190H202V189H200L201 188V186L199 187L198 185H200V183L199 184H197L198 183V181H196V179L194 180H192V182L190 181V183H189V185H185V186H183L182 185V187H180L179 185H180V183L181 182H183V180L185 181V179L187 180L188 178V175H192L194 178L196 177V178H198V180H200V176L199 175H201L202 174V176H201V178L202 179H205V177H209V176H211V178H212V176L213 175H216L217 176V171L218 170H223V171H225V172H229L230 171V167H229V165L231 164L230 163V161H232V155H229V154H231L232 153V151H233V149L232 148H234L233 147V142L231 141V140H228L227 142L228 143H230L229 141H231V143H233V144H229L228 145V143L225 141V139L227 138V136L230 134V132H231V134L229 135V136H232V137H234V135H232L233 134V130H237V128L236 127H238L239 128V126L237 125V124H239V123H237V122H242V121H240V119L237 121L236 120V125H235V123H234V121L232 122L233 124H234V126H232L233 128L235 127L236 129H231V130H228L227 131V129H229L230 127H229V124L228 123H226L225 125H227L229 128H227L226 127V133H228L229 132V134H226L225 133V139H224V141L226 142H224L226 145H227V147L228 146H230V147H232L231 149H229L230 151H231V153H229L228 152V149H227V147H226V145L224 146L223 145V143H222V148L223 147H226V150H227V152L229 153H225L224 151L225 150H223V149H225V148H221V146L218 148V149H220L219 150V152L220 151H222L223 150V153L222 152H218V156L220 157V154L222 153V155L221 156H227V158H225V159H227V160H225L224 162H222L223 160V158L221 157L220 159L222 160H220L221 162H219L217 159H219V157H217V159H216V157H215V159L217 160V162L219 163V164H221V165H218L217 164V162H213V161H211L213 164H217V166H216V168H215V170H214V168L212 169V167H214L213 166V164H212V166H211V164H209L210 165V167L208 168H206V169H209V170H213L214 172L213 173H211V175H210V171L208 172V170H206L207 172H208V174H207V176H205V174L207 173L206 171V173L203 175V171H197V168H200L199 167V163H197V161H196V156H194V155H196L195 153H191V152H189V150H188V148L185 146V144H184V142H183V139L181 138V137H184V136H186V132H185V134H183L184 133V131H188L189 129H191V127H193L195 124H197L198 122H199V124L200 125H198V128L200 129V130H198V132L200 133V135H201V133L203 132V136H200L199 135V139H200V141L201 142H209L208 141V137L206 136V134L207 135H209L210 134V132H212V130H214V128H216V126H217V120L216 119H214V118H216L217 116H218V114L220 113V109L222 110V108H223V111L225 112V108L228 106V102L227 101H222L221 102V99H220V97L218 96L220 93V96H221V98L223 97V99H225V94H227V92H228V90L227 89H229V86L231 85V83H229V78H231V77H233V79H234V77H235V84L232 86V87H235V89H236V92H239V93H241L242 91H241V88L243 89L244 88V85H241V82L240 81H238L237 80V78L238 77H240V73H239V71H238V69L240 70V68H239V66L240 65H242L243 63H244V58L242 57V55H241V52L243 51V43H244V41H245V43L247 42L249 45H251V46H258V45H260L261 44V42H262V40H260L259 42H258V40H255V39H251L249 36V38L247 37V34L246 33H248V35H249V32L251 33V34H254V36L256 35V33H252V31L251 30H248V31H244L243 30V32H244V34H246V35H243L244 37H247V39L246 38H244V40H243V43H239L240 42V40H239V32L237 31V29H236V31L234 32V33H232V32H230L229 31V29H227L226 27H230L231 28V31H232V29L236 26V28L237 27H239V25L240 24H238L239 22H241L240 20L241 19H243V18H245V20L243 19L242 20V22H241V24L243 25L244 23H245V21L247 20V16H246V14H248L249 12L250 13H258L259 14V11H260V13H261V11H262V9L264 8V1L262 2V0H255V1H253V0H251V2H249L250 0H248V1H246L248 4H250L249 5V11L248 10H244V9H246V6H248V4L246 5V2H245V4L244 3H241ZM209 2H211V5H212V3H213V6H212V8H214L215 10H213V14H214V12H216L215 14H216V16H220V17H223V23L221 22L222 20H220V19H222V18H219L218 20H220V21H218V20H216V18L217 17H214L213 15V17L214 18H212V16H211V18H212V20L211 21H209L208 22V24L206 23V21H204V19H206L205 17H206V15H207V13H208V11H209V9L211 8L210 7V3ZM215 2V3H214ZM222 2V3H221ZM252 2H254V3H252ZM209 3V4H208ZM255 3H261V4H259V5H261V7H259L257 4H255ZM160 4V3H159ZM215 4V5H214ZM227 6H225V5ZM239 4V5H238ZM206 5V6H205ZM223 5V6H222ZM231 6V7H229V6ZM242 5H243V7L244 8H242ZM254 5V6H253ZM210 8H209V7ZM233 6H235V7H233ZM237 6V7H236ZM258 7V10L259 11H257V8L256 7ZM206 7V8H205ZM151 8H152V5H151ZM150 8V9H151ZM199 8V9H198ZM222 8V9H221ZM227 8H228V10H227ZM240 8H241V10H240ZM252 8H254L253 10H251ZM196 11H195V10ZM201 9V10H200ZM203 9V10H202ZM247 9H248V7H247ZM155 10V9H154ZM205 10V11H204ZM237 11V13H239L240 11H241V13H239V16H237V13L235 14V12ZM238 10H240V11H238ZM199 11V12H198ZM233 11V12H232ZM256 11V12H255ZM206 12V13H205ZM248 12V13H247ZM184 13H186V15L184 14ZM199 13V14H198ZM174 14H177V16L175 17L174 16ZM181 14H183V16L181 15ZM202 14V15H201ZM206 14V15H205ZM231 14L233 15V17L231 16ZM242 14V15H241ZM190 15V16H189ZM197 15V16H196ZM202 17H201V16ZM205 15V16H204ZM229 15V16H228ZM241 15V16H240ZM180 16H182L181 18H180ZM192 16V17H191ZM195 16V17H194ZM200 16V17H199ZM238 17H239V19H238ZM174 18V19H173ZM184 18H186V20L184 19ZM199 18V20H197ZM232 18H234L232 21H231V19ZM162 20V19H161ZM160 20V21H161ZM234 20H236V21H234ZM238 20V21H237ZM159 21V22H160ZM181 21H183V22H181ZM198 21L200 22V23H198ZM202 21H204V22H202ZM214 21H216V22H214ZM229 21V22H228ZM233 21H234V23H233ZM201 22L203 23V25L201 24ZM221 22V23H220ZM231 22V23H230ZM163 22H160L159 24H162ZM182 23V24H181ZM206 23V24H205ZM210 23V24H209ZM211 23H213V27H211L212 26V24ZM214 23H217V24H214ZM229 24L230 23V26L228 25L227 26V24ZM232 23L233 24H235V25H232ZM201 24V25H200ZM238 26H237V25ZM198 25H200L199 27L200 28H198ZM217 25V26H216ZM186 26H184V27H186ZM206 26V28H204ZM209 26V27H208ZM214 26H216V27H214ZM178 27V28H177ZM208 27V28H207ZM173 28V29H172ZM176 28V29H175ZM211 28V29H210ZM214 28L217 30L216 32L217 33H219L218 35H216L217 33L215 32V33H213V31H214ZM188 29V28H187ZM193 29V30H194ZM195 29V30H196ZM205 29H208V30H206V31H204ZM210 29V30H209ZM173 30V31H174ZM194 30V31H195ZM234 30H235V28H234ZM203 31H204V33H203ZM209 31H211L210 33H211V35L209 34ZM226 31H228L229 32V34L230 35H228V36H226L227 35V33L228 32H226ZM187 32H189V31H187ZM186 32V33H187ZM226 32V33H225ZM258 32V31H257ZM190 33V34H191ZM239 33V34H238ZM259 33H261V32H259ZM206 34V35H205ZM216 36H215V35ZM221 34L222 35H224L223 37L221 36ZM262 34V36H264V33H261ZM188 35V34H187ZM186 34H185V36H187ZM192 35V34H191ZM204 36V37H203ZM212 36V37H211ZM214 36H215V38H214ZM211 37V38H210ZM164 39H167V36H165V37H162L161 39H160V41L162 42V40L163 41H165ZM220 39V40H219ZM243 39V38H242ZM198 40V41H197ZM239 40V41H238ZM249 40V41H248ZM184 41H185V43H184ZM191 41V42H190ZM254 41V42H253ZM255 41H257V42H255ZM199 42V43H198ZM214 42V43H213ZM238 42V43H237ZM242 42V41H241ZM183 43V45H181ZM198 43V44H197ZM202 45H201V44ZM234 43H235V45H234ZM237 43V44H236ZM184 44H185V46H184ZM200 44V45H199ZM193 45H195V46H193ZM199 45V46H198ZM239 45V46H238ZM167 46V47H166ZM188 46V47H187ZM198 46V47H197ZM234 46H235V48L238 50V51H236V49H234ZM238 46V47H237ZM242 46V49H240V47ZM226 47V48H225ZM227 47H228V49H227ZM188 49V50H187ZM190 49H191V52H190ZM240 50H242V51H240ZM180 51V52H179ZM182 51V52H181ZM224 53H222V52ZM227 51H228V54H227ZM166 52V53H165ZM163 53H165V54H163ZM179 53H180V55H179ZM221 53V54H220ZM166 54H169V55H166ZM222 54L224 55L223 56V58L221 57L222 56ZM228 56H227V55ZM232 54H234V55H238L237 57L235 56V57H233V56H231ZM264 54V53H263ZM263 54H259V55H257V56H253V57H250L249 58V63H250V65H251V63H252V67H256L257 65H259L261 62H263V60H264V57H263ZM165 55V56H164ZM173 57H172V56ZM174 55H176V56H174ZM229 55H230V57H229ZM262 55V56H261ZM159 56V59H157V57ZM160 56H161V58H160ZM162 56H164V57H162ZM169 56V57H168ZM184 57V58H185ZM164 58V59H163ZM228 58H230L232 61L230 62V59H228ZM238 58H239V60H238ZM257 58H258V61H257ZM226 59V60H225ZM242 59V60H241ZM155 60V61H154ZM225 60V61H224ZM233 60H235V61H233ZM157 61V62H156ZM163 61V62H162ZM223 61V62H222ZM236 61H238V62H236ZM243 61V62H242ZM210 62V63H209ZM212 62V63H211ZM215 62V63H214ZM229 62V63H228ZM240 62H241V64H240ZM258 62H259V64H258ZM154 64V67H153V64ZM162 63H166V65H162ZM219 63H221V64H219ZM256 63V64H255ZM207 64V66H205ZM209 64V65H208ZM228 64V65H227ZM227 67H229V68H225L226 66ZM232 65H235V66H232ZM256 65V66H255ZM212 66H214V67H211ZM221 66V68L223 67V66H225L224 67V69L223 70H221V68H219ZM158 67V68H157ZM169 67V68H168ZM232 67H234L235 68V70H234V68L233 69H231ZM155 70H154V69ZM168 69V70H167ZM169 69H173V70H171V72H170V70ZM211 69V70H210ZM152 70H153V72H152ZM162 70V71H161ZM213 70V71H212ZM149 71V72H148ZM154 71H155V74H153L154 73ZM157 71V72H156ZM165 71H168V72H165ZM205 71H206V73H205ZM216 71V72H215ZM218 71H219V73H218ZM232 71V72H231ZM224 74H222V73ZM231 72V73H230ZM146 73H147V75H146ZM216 73V74H215ZM239 73V74H238ZM158 74V75H157ZM207 74H208V76H207ZM210 74V75H209ZM212 74H213V76H212ZM222 75V76H218V75ZM227 74H229V75H227ZM234 74V75H233ZM137 75H140V77L139 76H137ZM145 75H146V77H145ZM151 75V76H150ZM153 75V76H152ZM156 75V76H155ZM160 75V76H159ZM218 76V78L217 77H214V76ZM225 76H227V77H225ZM146 79H145V78ZM214 77V78H213ZM226 79H225V78ZM139 78H141V79H139ZM150 80H149V79ZM153 78V79H152ZM217 78V79H216ZM206 79V80H205ZM145 80H148L146 83L144 82ZM200 80V79H199ZM162 81H163V83H162ZM210 81H212V82H210ZM220 81V82H219ZM222 81V82H221ZM225 81V82H224ZM234 81V80H233ZM138 82V83H137ZM200 82V83H199ZM203 82V83H202ZM208 82V83H207ZM144 83V84H143ZM161 83V84H160ZM206 83V84H205ZM210 83V84H209ZM212 83V84H211ZM219 85H217V84ZM223 83V84H222ZM240 83V84H239ZM131 84V85H132ZM226 84H227V87L226 88H224L225 86H226ZM133 85V86H134ZM156 85V86H155ZM204 85V86H203ZM123 86H125V87H123ZM128 86H129V84H125V85H122L121 87H119V89H118V91L113 95V96H110V98L112 97V99H117V98H121L122 97V100L123 101H127V100H129V99H131V95L132 94H130V95H128L127 96V94L126 95H124V91L126 90V89H128ZM145 86V87H144ZM201 86H203V87H201ZM211 86V87H210ZM216 86H218V87H216ZM157 87V88H156ZM209 87V88H208ZM219 87H220V89H219ZM122 88V89H121ZM200 88V89H199ZM210 88H212V89H210ZM215 88V89H214ZM216 88H217V90H216ZM238 88H239V90H238ZM182 89H184V90H182ZM186 89V90H185ZM226 89V90H225ZM122 90V91H121ZM201 91V93H200V91ZM205 90H207V91H205ZM209 90V91H208ZM216 90V91H215ZM238 90V91H237ZM210 91H212V92H210ZM225 91V92H224ZM184 94H183V93ZM195 92V93H194ZM208 92V94H206ZM210 92V93H209ZM225 93V94H224ZM121 94V95H120ZM197 94V95H196ZM199 94V95H198ZM108 95V94H107ZM106 95V96H107ZM119 95V96H118ZM192 95H194V97L192 96ZM109 96V95H108ZM117 96V97H116ZM130 96V97H129ZM191 96H192V99H191ZM208 97V98H207ZM125 98L127 99V100H125ZM110 100L111 102H113L114 100ZM216 99H217V101H216ZM183 100V102H181ZM189 100H191V101H189ZM226 100V99H225ZM213 102L214 103H216V104H221L220 106H217L218 107V109H217V107H215L216 106V104H213ZM184 104H186V105H184ZM201 104V105H200ZM210 104H213V106L212 105H210ZM218 104V105H219ZM247 104H249V103H247ZM246 104V105H247ZM253 104H255V102H253ZM252 104V105H253ZM200 107H198V106ZM204 107H207L208 106V108H209V110H207V108L204 110L203 108V106ZM179 106V107H178ZM185 108H184V107ZM213 107V109L214 110H210V107ZM191 107H192V109H191ZM194 107V108H193ZM177 108H178V111H176L177 110ZM184 108V109H183ZM246 108V107H245ZM180 109H181V113L179 112L180 111ZM187 109V110H186ZM191 109V110H190ZM169 110V111H168ZM183 111V112H182ZM202 111H203V113H202ZM207 111H208V113H207ZM219 111V112H218ZM223 111H221V113H223L224 114V112ZM170 113V114H169ZM184 113V114H183ZM190 113V114H189ZM195 113V114H194ZM200 113H201V115L202 116H200ZM210 113V114H209ZM214 113V114H213ZM216 113H218L217 115H216ZM220 113V114H221ZM174 115L175 117L177 116V117H179L180 116V120H178L179 118H173L174 116H172L171 118H170V116L171 115ZM187 114V115H186ZM193 114H194V117H192L193 116ZM212 114V115H211ZM190 115V116H189ZM204 115L206 116V118L204 117ZM226 115V113L224 114V116ZM182 116H183V118H182ZM189 116V117H188ZM185 117V118H184ZM187 117V118H186ZM202 117V118H201ZM189 118V119H188ZM193 118V119H192ZM163 119H164V121H165V123H163L164 121H163ZM184 119H188V121H189V123L188 122H186L187 120H184ZM202 119V120H201ZM207 119V120H206ZM210 119H214L213 121H210ZM155 120H157V121H160V120H162L161 121V124L159 125L158 123H157V121H155ZM166 120H169L168 122L166 121ZM171 120V121H170ZM174 120V121H173ZM178 120V121H177ZM184 120V121H183ZM193 120V121H192ZM180 121H182L183 123H181ZM193 123H192V122ZM179 122V123H178ZM197 122V123H196ZM157 123V124H156ZM231 123V124H232ZM168 124H170V125H168ZM173 124V125H172ZM182 124V125H181ZM232 124V125H233ZM155 125V126H154ZM165 125V126H164ZM179 125H180V128L182 129H180L179 130ZM207 125V126H206ZM210 125V126H209ZM160 126V127H159ZM166 126H167V129H166ZM173 126V127H172ZM176 126H177V128H176ZM200 126H202V128L200 127ZM204 126V127H203ZM209 126V127H208ZM213 126V127H212ZM215 126V127H214ZM171 127L173 128V129H171ZM195 128H196V125L194 126ZM211 127H212V129H211ZM231 127V128H232ZM153 128L151 129V130H153ZM160 129H158V130H160ZM164 129V130H163ZM138 130H140V134L139 135H136V134H138L139 133V131ZM170 130H171V132H170ZM184 130V131H183ZM137 131V132H136ZM180 131V132H179ZM183 131V132H182ZM177 132H179V134L181 135L180 137H178V139L176 138V136H175V134L177 133ZM207 132V133H206ZM134 133H136V134H134ZM132 134H134V135H132ZM172 135H174V136H172ZM176 135H178V133L176 134ZM90 137H91V134L89 135ZM88 136V137H89ZM121 136H123V137H126L125 139L124 138H122ZM170 138H169V137ZM179 136V135H178ZM115 137V138H114ZM201 137V138H200ZM134 138V139H133ZM136 138V139H135ZM177 140H176V139ZM122 139V140H121ZM124 139V140H123ZM164 139H166L167 141H168V139H169V141L168 142H166V140H165V142L163 141ZM229 139H230V137H229ZM232 140H233V138H231ZM138 140V141H137ZM178 140H179V142H178ZM124 141H125V143H124ZM134 141V142H133ZM135 141L136 142H138L137 144H141L140 146L139 145H136V143H135ZM171 141V142H170ZM174 141V142H173ZM177 141V142H176ZM127 142H128V145H127ZM131 144H130V143ZM158 142L160 143V144H158ZM173 142V143H172ZM155 143V144H154ZM164 143H165V145H164ZM170 143H171V145H170ZM173 144V145H172ZM124 146L125 148H127L128 147V149H122V147L121 146ZM131 145H132V147H131ZM159 147H158V146ZM170 145V146H169ZM175 145V146H174ZM127 146V147H126ZM155 146V147H154ZM163 146V147H162ZM184 146V147H183ZM235 146V145H234ZM134 147L137 149H134ZM147 147H148V149H147ZM156 148V150H157V152H155V153H152V150L154 149V148ZM168 147V148H167ZM173 147H174V149L176 148V150H174L173 149ZM230 147H228V148H230ZM120 148H121V150H120ZM159 148V149H158ZM161 148V149H160ZM182 148V149H181ZM55 149V147L51 150V151H53ZM132 149V151H130ZM166 149V150H165ZM218 149L217 150H215V151H218ZM222 149V150H221ZM117 150H119V152L117 151ZM127 150V151H126ZM141 150H143V154H142V151ZM148 150H150L149 151V153H147V151ZM181 150V151H180ZM130 151V152H129ZM171 151V152H170ZM174 151V152H173ZM187 152V156H190V157H187L185 154L186 153H184V155H183V153L182 152ZM215 151H213V152H215ZM106 152H108V153H106ZM118 153V156H117V153ZM124 152V153H123ZM127 152H129V155H131V157H134L135 156V154L134 153H136V156L134 157V159H136L137 161L136 162H134L135 163V165L134 164H124V166H126L127 167V169H126V167H124V166H121V165H123V164H121L120 165V169L119 170H116L117 168H119V163H117V160H116V158H118V157H122V155H128V154H126ZM139 152V153H138ZM151 152V153H150ZM165 152V153H164ZM180 152V153H179ZM213 152L211 151V154H213ZM157 153V154H156ZM172 154V155H180L181 153V155H182V160H181V162H182V165H181V162H178L177 164H170V163H172V161L171 160H166V161H164V158H163V155L162 154H165V155H167V154ZM217 153V152H216ZM216 153H214V154H216ZM119 154H121V155H119ZM145 157H143L142 155ZM146 154V155H145ZM213 154V155H214ZM155 155H157V156H155ZM159 155V156H158ZM162 155V156H161ZM98 158H96V157ZM113 156H115V157H113ZM117 156V157H116ZM148 156V157H147ZM185 156V157H184ZM113 157V158H112ZM157 158V160H156V158ZM209 157L211 158V159H213L214 158V156L212 157V156H210L209 155ZM142 158V159H141ZM161 158V159H160ZM210 158H208V161H209V159ZM44 159H45V157H44ZM186 159H188V160H186ZM190 159V160H189ZM214 159V160H215ZM230 159V161H229V165L227 164L228 163V160ZM109 160H111V162L109 161ZM147 160V161H146ZM151 160V161H150ZM155 160V161H154ZM161 160H163V161H161ZM193 160V161H192ZM215 160V161H216ZM86 161H88V162H86ZM105 161H108V162H105ZM113 161V162H112ZM143 161V162H142ZM159 161V162H158ZM170 161V162H169ZM196 161V162H195ZM110 162V163H109ZM114 162H115V164H114ZM169 162V163H168ZM192 162V164H194L193 166H192V164H190ZM194 162V163H193ZM210 162V161H209ZM225 162H227V163H225ZM142 163V164H141ZM144 163V164H143ZM149 163V164H148ZM158 163V164H157ZM160 163V164H159ZM162 163V164H161ZM195 163H196V165H195ZM227 164L224 168H223V165L222 164ZM88 164V165H87ZM153 164H155V165H153ZM165 164V165H164ZM87 165V166H86ZM90 165V166H89ZM140 165V166H139ZM160 165H162V166H160ZM169 165V166H168ZM209 165H207V166H209ZM92 166V167H91ZM118 166V167H117ZM128 166H129V169H128ZM134 166H137V167H135L134 168V170L132 169ZM158 166V167H157ZM164 166V167H163ZM190 166H192V168L190 167ZM196 166V170H195V167ZM87 167V168H86ZM105 167V168H104ZM112 167H115V168H112ZM153 167V168H152ZM178 167V168H177ZM183 167V168H182ZM190 167V170L188 169ZM223 169H222V168ZM86 168V169H85ZM92 168H93V170L95 171H92ZM149 168V169H148ZM177 168V169H176ZM221 168V169H220ZM226 168H228V169H226ZM88 169H90V170H88ZM105 169V170H104ZM112 169V170H111ZM125 169V170H124ZM152 169H153V171H152ZM155 169H158V171H156ZM159 169H161V171L159 170ZM174 169V170H173ZM189 170V172H188V170ZM191 169H193V171L191 170ZM116 170V171H115ZM121 170V171H120ZM133 170V171H132ZM155 170V171H154ZM165 170V172H163V173H161L162 171H164ZM170 170H172V172L170 171ZM176 170V171H175ZM211 170V171H212ZM131 171V172H130ZM140 171L141 172H143V173H140ZM146 173H145V172ZM196 171V172H195ZM216 171V172H215ZM98 172H103V174H105V175H101V173L99 174V175H97V173ZM107 172H109V173H107ZM115 172H118L120 175H116V177L114 176L113 177V175H114V173ZM121 172H122V174H123V177H122V175H121ZM149 172V173H148ZM152 172V173H151ZM170 172V173H169ZM179 172H180V174H179ZM186 172H187V174H186ZM113 173V174H112ZM127 173V174H126ZM134 173H137L136 175H132V174H134ZM140 173V174H139ZM160 173H161V175H160ZM183 173V174H182ZM216 173V174H215ZM108 174V175H107ZM110 174H112V175H110ZM124 174H126V175H124ZM166 174V175H165ZM197 174V175H196ZM213 174V175H212ZM225 174V173H224ZM229 174L231 175L232 173H231V171L229 172ZM229 174H227V177L225 176V175H223V176H225V177H223L222 176V180L219 178L218 179V181H217V179L215 180L214 178H216L215 176H213L214 178H212L213 180H215V181H212V179L211 178H209V179H211V180H208L209 181V183L211 184V185H209L208 184V182H206V181H204L203 180V182H202V184L204 185V184H207V185H209V186H212L213 187V189H212V187H210L211 188V191L213 192V190H214V188H215V190H217V192L215 191V193L213 192V193H211L210 192V188H209V186H208V191L207 192H209L210 193V197H211V199H209L208 201H210V202H208L207 201V203H205V205L207 206L208 205V203H211L210 204V206L208 207H205V205H201V202H202V199L201 198H199V200H198V202L196 203L197 205H198V207L199 206H202L201 207V210H203L202 212H201V210H200V212L201 213H205V211H206V213L208 214V215H206V214H202L203 216H204V220H202L203 219V216H200V217H202V218H200V217H196V215L197 214H195V213H198L199 211L197 210V209H194V207H196L197 205L196 204H194L193 206H192V208L191 207H189V209L191 208V209H194L195 210V213L193 212L194 210H192V212L194 213V215L195 216H192L193 214H192V212H191V209H190V215H189V212H188V215L190 216V218L192 217V221H191V219L189 218H187L186 217V213L184 212L183 214H185V215H182L184 218L186 217V219H183V217L182 216H180V218H182L181 220H179V219H177V220H179L182 224H181V226L182 227H180V225H179V227L181 228V229H179L180 230V233H179V230H177L178 228L176 227V230L178 231V233L177 234H175V235H177L176 236V238L177 239H186L185 237H183V236H186L187 237V235L186 234H190V236H188L189 238L190 237H193V239H191V240H189L190 242L192 241V244H195V245H197V255L195 256V257H193L192 259H191V261H190V263H188V264H195V262H194V260L197 262V260L196 259H199V261L197 262L198 264H202V263H204V262H207L206 264H210V262H212V264H213V262H214V264H220V261L221 262H225L227 259H228V257L226 256L227 254H225L226 253V250L228 251V250H230V245L228 246V244H230L231 243V238H232V233H231V235L229 234V232L231 231L232 232V227H233V223H232V219H233V217H232V215H230L231 213H230V208H229V205H230V203L229 202H231L230 201V196L232 195V190L233 189H231V192H229V190L230 189H228L229 187H232V188H234V186H235V184L234 183H230V182H235V181H233V180H231L230 182H229V178L228 177H230L231 178V176H229ZM95 175H96V178H95ZM100 175H101V177H100ZM152 175V176H151ZM164 175L166 176V177H164ZM176 175V176H175ZM187 175V176H186ZM131 176H133L132 178H131ZM172 176V177H171ZM174 176V177H173ZM205 176V177H204ZM86 177H88V178H86ZM93 177L95 178V179H93ZM108 177H113V178H115L114 180H116V178H117V180H119L121 177V181L119 182H117V180L116 181H113L114 183H113V185L115 184V182H116V184H115V186H110V187H108V188H106V189H104V191H105V193H102V194H95V193H92L91 191H89L88 189H89V186L90 185H93V183L94 184H96V183H98L99 185H100V187L101 188H103V186H105V185H103L102 186V184H107V182L110 180ZM129 177H130V179H129ZM135 177H137V178H135ZM156 177H159V178H156ZM170 177V178H169ZM204 177V178H203ZM218 177V176H217ZM135 178V179H134ZM145 178H147V179H145ZM153 178V179H152ZM180 178H181V180H180ZM38 181H37V180ZM105 181H104V180ZM127 179H129V180H127ZM133 179V180H132ZM145 179V180H144ZM165 179H168V180H166V181H164ZM172 179V180H171ZM183 179V180H182ZM201 179V180H202ZM208 179V178H207ZM223 179H225V181L223 180ZM228 179V181L226 182V180ZM233 179V178H232ZM107 180V181H106ZM124 180H126V182L124 181ZM139 180V181H138ZM152 180V181H151ZM157 180H160V182H162V185H161V183L159 184V183H157ZM93 181V182H92ZM133 182V183H130V182ZM143 181H146V182H149L148 184L145 182L144 184L145 185H147L148 187H149V192H144L143 191V189L139 186L140 184H139V182H143ZM164 181V182H163ZM168 181H170V183L168 182ZM223 181V182H222ZM56 182H58V184H56ZM89 182V183H88ZM90 182H92V183H90ZM123 182V183H122ZM125 182V183H124ZM153 182V183H152ZM168 182V183H167ZM194 182V183H193ZM195 182H197L196 184H197V186L195 187ZM199 182H201V181H199ZM206 182V183H205ZM212 182V183H211ZM215 182V183H214ZM222 182V183H221ZM225 182V183H224ZM38 183V184H37ZM101 183V184H100ZM130 183V184H129ZM164 183V184H163ZM219 183L221 184V187H220V185H219ZM227 183H229L228 185H227ZM37 184V185H36ZM65 184V185H64ZM123 184V185H122ZM126 184H127V186H126ZM129 184V185H128ZM158 184V185H157ZM174 186H173V185ZM176 184V185H175ZM223 184V185H222ZM225 184L228 186V187H226L225 186ZM39 185V186H38ZM76 185V186H75ZM87 185V186H86ZM97 185V184H96ZM117 185V186H116ZM120 185H121V187H120ZM130 185H132V186H130ZM171 185V186H170ZM190 185H191V187H190ZM194 185V188H192V186ZM202 185V187H204ZM232 185H234V186H232ZM152 186V187H151ZM170 186V187H169ZM224 186V187H223ZM71 187H73L72 189L69 188ZM86 187V188H85ZM97 187H99V186H97ZM123 187H127V190H125L126 188H123ZM130 187V188H129ZM132 187L134 188L133 190H132ZM162 187H164V188H162ZM226 187V188H225ZM36 188V189H35ZM69 189V191H68V189ZM75 188V189H74ZM123 188V189H122ZM176 188L177 189H180L181 188V190H178V193H181L180 195L181 196H179V198H177V201H178V204H180V206H179V208L181 209V212L179 213L177 210L179 209H176L174 206L172 207V205H171V203H172V196H174L176 193H177V190H176ZM38 189V190H37ZM55 189V190H54ZM77 189H78V191H77ZM122 189V190H121ZM164 189H167V191L166 190H164ZM192 189V190H191ZM36 190V191H35ZM54 190V191H53ZM119 190V191H118ZM124 190V191H123ZM161 190H163V191H161ZM176 190V191H175ZM183 190V191H182ZM223 190H228V192L227 191H225L226 192V196H225V192L223 191ZM63 191H65L64 193L65 194H62V192ZM66 191L68 192V193H66ZM85 191V192H84ZM123 191V192H122ZM134 193H133V192ZM186 191V192H185ZM188 191H192V193L191 192H188ZM47 192V193H46ZM58 192H59V194H58ZM73 192H74V194H73ZM113 192H115V193H118V194H114ZM125 192V193H124ZM157 192H159V193H157ZM218 192H220L221 194H223V195H221L220 193H218ZM15 193V194H14ZM88 193V194H87ZM121 193V194H120ZM129 193H131V194H129ZM149 193V197H148V199L145 197H143V196H147V194ZM152 193H154V194H152ZM191 193V194H190ZM196 193V192H195ZM218 193V194H217ZM57 194H58V196H57ZM69 194V195H68ZM87 194V195H86ZM120 194V195H119ZM141 194V195H140ZM160 194V195H159ZM197 194V193H196ZM195 194V195H196ZM212 194H214L213 195V197H217V195H219L220 194V196H225V198L224 197H220L219 196V198H220V202H221V200L223 201L224 199H228V204L229 205H227V207L224 209L223 208V203L224 202H219V200H218V204L216 203V200L217 199H214L213 197H212ZM63 195V196H62ZM111 195V196H110ZM129 195V196H128ZM157 195V196H156ZM169 195V196H168ZM13 196V197H12ZM12 196L10 197H8L6 200H0V204L1 205H3L4 204V202H5V204L7 203V205L9 204V205H11V204H14L15 202H16V200H14L13 198H15L16 199V192H13V194H12ZM70 197V199L68 198V197ZM90 196H93V197H90ZM104 196V197H103ZM63 197H64V199H63ZM67 197V198H66ZM81 197V198H80ZM87 199V202H86V206H89L92 202L91 201H93V203H95L96 202V204H99V203H101L102 205L104 204L105 205V207H103L102 206V208H100V206H101V204H99V206L98 205H96V204H93L92 206L90 205L85 211H84V209H82V211L81 210H79V208H80V205H78L77 206V203H80L81 205H82V201H84L85 199ZM124 199H127V200H124ZM168 197V198H167ZM46 198V199H45ZM90 199V201H89V199ZM112 198H114V201H113V199ZM115 198H117L116 199V201H115ZM119 198V199H118ZM144 198V199H143ZM162 200H161V199ZM164 198V199H163ZM172 198V199H171ZM218 198V197H217ZM218 198V199H219ZM10 199H12V200H10ZM41 201H40V200ZM101 199H102V201H101ZM112 199V200H111ZM120 199H121V201H120ZM130 199V200H129ZM182 199V200H181ZM212 199H214L213 201H214V204L215 205H213V201H212ZM37 202H36V201ZM55 200V201H54ZM67 200V201H66ZM72 200V201H71ZM77 200H78V202H77ZM104 200V201H103ZM106 200V201H105ZM118 200V201H117ZM168 200V201H167ZM186 200V201H187ZM2 201V202H1ZM4 201V202H3ZM49 201V202H48ZM50 201H51V203H50ZM80 201V202H79ZM128 201V202H127ZM31 202V203H30ZM41 203V205H42V208H41V210L42 211H46L45 212V217H46V222H48V223H45L46 225V227L45 226H43V222H45V221H43V220H39V219H32V212H28V214H25V212H24V210L22 209V207L24 208H26V207H28L30 204H32L33 203V205H37L38 203ZM68 202V203H67ZM75 202H76V204H75ZM85 202V201H84ZM83 202V203H84ZM91 202V203H90ZM115 202V203H114ZM119 202V203H118ZM121 202H122V205H123V203L125 204L126 202H127V206L129 207V211H128V207L125 205V206H123L122 207V205H121ZM132 202V203H131ZM137 202V203H136ZM147 202V203H146ZM180 202V203H179ZM35 203V204H34ZM47 203V204H46ZM111 203V206H112V208L113 209H111V206L109 207L107 204H110ZM139 203V204H138ZM148 203L150 204V205H148ZM159 203V204H158ZM166 203V204H165ZM186 203V204H185ZM189 203H187V202H184V204L185 205H187V204H189ZM194 203V202H193ZM199 203V204H198ZM51 204V205H50ZM53 204V205H52ZM118 204V205H117ZM141 204V205H140ZM144 204H146V205H144ZM161 204V205H160ZM192 204V203H191ZM204 204V203H203ZM44 205V206H43ZM58 205V206H57ZM64 205V206H63ZM72 205V206H71ZM73 205H75V207L73 206ZM159 205V206H158ZM184 205V206H185ZM220 205V206H219ZM65 206H66V208H65ZM85 206V204H83L82 205V207L83 208H85L86 207ZM106 206H108V207H106ZM122 208H121V207ZM136 208H135V207ZM140 206V207H139ZM146 206V207H145ZM149 206H151L150 208H149ZM163 206V208H164V210H163V208L161 209V207ZM166 206H168V207H166ZM172 208H171V207ZM190 206V205H189ZM214 206H217L216 208H214ZM58 207V208H57ZM64 207V208H63ZM120 207V208H119ZM125 207V208H124ZM165 207H166V209H165ZM204 207V208H203ZM213 207V208H212ZM24 208V209H25ZM50 208V209H49ZM107 208H110L111 210H109V209H107ZM158 208V209H157ZM197 208V207H196ZM49 209V210H48ZM54 211H53V210ZM89 209V210H88ZM102 209V210H101ZM117 209V210H116ZM118 209H120V211L118 210ZM122 209V210H121ZM147 209V210H146ZM154 209H155V211H154ZM175 209H176V211L178 212V213H176L175 212ZM182 209H184V211L182 210ZM212 209H214V210H212ZM19 210V211H18ZM52 210V211H51ZM88 210V211H87ZM134 210H136V211H134ZM151 210L152 211H154V212H151ZM226 210V211H225ZM51 211V213H49ZM79 213H77V212ZM105 211V212H104ZM131 211V212H130ZM141 211H144V212H141ZM169 211H171V213H170V217H167L168 215H167V213H169ZM183 211V212H182ZM188 211V210H187ZM186 211V212H187ZM196 211H198V212H196ZM217 211V212H216ZM219 211V212H218ZM52 212H55V213H52ZM76 212V213H75ZM139 213L138 215L137 214H135V213ZM225 213V214H228V215H226L225 217L223 216V215H225V214H221V213ZM18 213H16V214H18ZM103 213V214H102ZM123 213H125V214H123ZM134 213V214H133ZM177 214V215H175V217L173 218V215L174 214ZM212 213V218H208V217H210V214ZM26 216H25V215ZM53 214H54V217H55V219H52V218H54L53 217ZM91 214L93 215V216H95V219H97L98 220V224H100L101 222L105 225V226H102L103 224L101 223V226H98V224H96V222L94 221L95 219H93V220H91V218H90V220H91V222H93L94 221V225L92 226L90 223V220L88 219L90 216H91ZM102 214V216H100ZM105 214V215H104ZM120 214H122L121 216H119ZM131 214V215H130ZM158 214V215H157ZM160 214V215H159ZM162 214H163V216H162ZM172 214V215H171ZM22 215V214H21ZM56 215V216H55ZM64 215V216H63ZM87 215V216H86ZM116 215H118V216H116ZM130 215V216H129ZM156 215V216H155ZM187 215V216H188ZM198 215H199V213H198ZM197 215V216H198ZM201 215V214H200ZM206 215V216H205ZM72 216L75 218V221H76V219H77V221H79L78 223L79 224H81V221H82V224L81 225H83V229H80V230H77L78 228H79V224L77 223H75V221H74V223L71 221V218H72ZM83 218H82V217ZM104 216H106V218H107V216L108 217H110V218H107V220H106V218L104 217ZM161 216V217H160ZM177 216V217H176ZM222 216V218H219V217H221ZM29 217V218H28ZM60 217H61V220L59 221V219H60ZM64 217V218H63ZM87 217V218H86ZM105 218V219H103V218ZM112 217V218H111ZM114 217V218H113ZM118 217V218H117ZM119 217H120V219H119ZM122 217V218H121ZM129 217V218H128ZM162 217H165L163 220L161 219ZM205 217H207V219H205ZM116 218V219H115ZM154 218H156V219H154ZM218 220H217V219ZM49 219V220H48ZM113 219H115V220H113ZM125 219H127V220H125ZM158 219H159V221H160V223L158 224ZM165 219H166V221H165ZM195 219H200V220H202L201 221V223L200 224H198V220H195ZM209 219V220H208ZM37 220V221H36ZM53 220V221H52ZM87 220V221H86ZM89 220V221H88ZM96 220V221H97ZM153 220V221H152ZM162 220V221H161ZM176 220V221H177ZM182 220H183V222H182ZM184 220L187 222V224L189 225L188 227H186L187 226V224H186V222L184 223ZM193 220H195L197 223L195 224V227H193V229L191 230L190 228H192L191 226H192V224L190 225V223H192L193 222ZM199 220V221H200ZM210 222H208V221ZM216 220V221H215ZM39 221L42 223H39ZM105 221H108V222H105ZM122 221V222H121ZM146 221V222H145ZM152 221V222H151ZM165 221V222H164ZM191 221V222H190ZM195 221L193 222V224L195 223ZM207 221V222H206ZM213 221H214V223H213ZM56 222V223H55ZM58 222H60V223H58ZM68 223L69 225H71L73 228H76L75 230H74V232H76V233H78V235L79 234H81V232H83L82 233V235H79V238H78V240H77V237L78 236H75V235H73V237L72 238H67V236H66V234L68 233V231H67V229L69 228L70 229V226L68 227H66V230L64 229L65 228V226H64V224L65 223ZM83 222H85V223H83ZM87 222H89V223H87ZM119 222H121V223H119ZM148 222H150V223H148ZM167 222V223H166ZM171 222V223H172ZM215 222H217V223H215ZM13 223H15V224H17L18 223V220H17V222H16V220L15 221H12L7 227L9 228L10 227V225L11 226H13L14 224ZM27 223L29 224L28 226H27ZM32 223H34L33 224V226H32ZM36 223H38V224H36ZM54 223V224H53ZM58 223V224H57ZM117 223H119V224H117ZM144 223V224H143ZM148 223V224H147ZM152 223V224H151ZM204 223L206 224L207 223V225H208V223L210 224L209 225V227L208 226H204L203 227V225H204ZM211 223H213V224H211ZM13 224V225H12ZM51 224V225H50ZM62 224H63V226H64V228H63V226H62ZM95 224H96V226H95ZM142 224H143V226H142ZM158 225V227H157V225ZM31 225V228L29 227ZM54 225V226H53ZM91 225V226H90ZM133 225V226H132ZM152 225V226H151ZM156 225V226H155ZM162 226V228H160L159 229V227H161ZM168 225V226H167ZM184 225V226H183ZM213 225V226H212ZM228 225H229V227L231 228H229L228 227ZM28 228V230H29V232L27 231V228ZM38 226V227H37ZM43 226V227H42ZM48 226V227H47ZM57 226H58V228H57ZM89 226H90V228H89ZM108 226V227H107ZM113 226H115V227H113ZM131 226V227H130ZM139 226H141L140 228L142 229L144 226V228L147 230H145V229H143L144 231H141V229L139 228ZM147 226V227H146ZM149 226H151V227H149ZM163 226H164V228H163ZM174 226H172V224H171V227H172V229L171 228H168V230L167 229H165V230H167V232H166V235L168 236V231L169 232H171V230L173 231V229L175 230V228H173ZM194 226V225H193ZM199 228H198V227ZM212 226V227H211ZM214 226H216V228L214 227ZM25 227V228H24ZM33 227H37V229L35 228H33ZM85 227V228H84ZM94 227V228H93ZM108 229H107V228ZM149 227V228H148ZM201 227L203 228L202 230H200L201 229ZM7 228V229H8ZM30 228V229H29ZM46 228H47V230H46ZM72 228V229H73ZM86 228H88V229H90V231L87 229L86 230ZM91 228H92V230H91ZM98 228V229H97ZM115 228V229H114ZM122 228V229H121ZM196 228H197V230H196ZM206 228H207V230H206ZM209 228V229H208ZM210 228H211V231H210ZM24 229H26V230H24ZM39 229V230H38ZM44 229V230H43ZM68 229V230H69ZM72 229H70V231L72 230ZM152 229V230H151ZM170 229V230H169ZM183 229H185L184 231H182ZM190 229V230H189ZM219 230V232H218V234H216V230ZM226 229V230H225ZM229 229V230H228ZM31 230V231H30ZM55 230V231H54ZM66 231V233H65V231ZM82 230V231H81ZM85 230H86V232H85ZM100 230V231H99ZM107 230V231H106ZM115 230V231H114ZM119 230H121V231H119ZM150 230V231H149ZM199 230V231H198ZM223 230V231H222ZM28 232V234H27V232ZM42 231V232H41ZM46 231L49 233V234H46ZM53 231V233L54 234H52L51 232ZM73 231V230H72ZM96 231H97V235H96ZM105 231V232H104ZM114 231V232H113ZM119 231V232H118ZM146 231V232H145ZM177 231H175V232H177ZM189 231H191V232H189ZM195 231V234H192V232H194ZM198 231V232H197ZM227 233H225V232ZM23 233L24 235L23 236H19V234H21V233ZM64 233V235H63V233ZM90 232V233H89ZM112 232H113V234H112ZM123 232V233H122ZM142 232H144V233H142ZM149 232V233H148ZM174 232V231H173ZM197 232V233H196ZM215 232V233H214ZM221 232H223V233H221ZM32 233H33V235H32ZM57 233V234H56ZM85 233V236H83V234ZM152 233V234H151ZM182 233V234H181ZM204 233V234H203ZM25 234H27V235H25ZM40 234V235H39ZM75 234V233H74ZM87 234V235H86ZM129 234V235H128ZM163 234V235H162ZM170 234V233H169ZM196 234L198 235V236H196ZM207 236H206V235ZM226 234V235H225ZM36 235H38L39 236V240H37L36 241V243H34L35 241V236ZM88 235L90 236L91 235V237H94L95 239H94V241H95V245L93 244V245H91L90 247H88V248H85V244H86V242L85 241H87V238H88ZM93 235V236H92ZM97 237H96V236ZM105 235H107V236H105ZM115 235V236H114ZM135 235V236H134ZM154 235V236H153ZM155 235L157 236V238L155 237ZM161 237H160V236ZM175 235H174V237H175ZM203 235H205V236H203ZM213 235V236H212ZM225 235V236H224ZM20 238H19V237ZM25 236V237H24ZM46 236H48V237H46ZM64 236V237H63ZM66 236V237H65ZM117 236V237H116ZM126 238H125V237ZM166 236V237H167ZM203 236V237H202ZM213 237V239H214V241L212 242V240L209 242L208 240H210V239H212V237ZM217 237V238H214V237ZM224 236V237H223ZM231 236V237H230ZM23 237V242H21V244L20 245H22L21 246V248H19L20 247V245H19V243H20V241H22L21 240V238ZM47 239H46V238ZM81 237V238H80ZM85 237V238H84ZM105 237H107V239L105 238ZM132 237V238H131ZM173 237V238H174ZM194 237H197L195 240H194ZM26 238H28L27 240H26ZM33 238H34V240H33ZM124 238V239H123ZM133 240V241H136V242H134L133 244H137V247H138V249H136L135 248V245H132L131 243H130V241H131V239ZM133 238H136V239H133ZM154 238V239H153ZM156 238V239H155ZM200 238V239H199ZM202 238H205L206 240H204V239H202ZM210 238V239H209ZM222 238H224V239H222ZM226 238H229V239H226ZM55 239V240H54ZM60 239H63V240H60ZM65 239V240H64ZM83 239V240H82ZM120 239V240H119ZM123 241H122V240ZM129 241H128V240ZM146 239V240H145ZM152 240V242L153 243H151V241L150 240ZM159 239H161V240H159ZM168 239V238H167ZM177 239L174 241L175 243V245L173 244V242H172V244L169 246V248H168V250H167V248H166V250H167V253H168V255L169 256H172V258L171 257H168V255H167V253H166V251H165V253H166V255H167V257L166 258H168L167 260H165V258H160L161 259V261L159 262L158 260H157V262L155 263V264H157V263H159V264H168L169 262V264H171L172 262H171V260H173V262H174V260L176 259L177 260V258L179 257L180 258V256H176V258H175V256H174V252H176L177 251V249L176 248H178V245L180 244V245H182V244H184V242L188 239H186L185 241L184 240H181L180 241V239L177 241ZM198 239H199V241H198ZM215 239H216V241H215ZM219 239V240H218ZM222 239V240H221ZM25 240V241H24ZM44 240V241H43ZM53 241V243L52 242H50V241ZM68 240V241H67ZM80 240V241H79ZM85 240V241H84ZM142 240V241H141ZM149 240V241H148ZM174 240V239H173ZM202 240V241H201ZM225 240V241H224ZM228 240V241H227ZM27 241H29V242H27ZM56 241H58V242H56ZM71 242V241H73V244L72 243H63V242ZM76 241V243L77 244H80V245H77L76 243H75V245H74V242ZM78 241H79V243H78ZM102 241V242H101ZM157 241L160 243V241H161V243L163 242V243H165L166 241L168 242V243H165L164 245L162 244H160L159 245V243L158 244H154V243H157ZM188 241V240H187ZM188 241V242H189ZM199 243H198V242ZM227 241V244L226 243H224V242H226ZM26 242V243H25ZM44 242H46V243H44ZM99 242H100V245H99ZM104 242V243H103ZM180 242V243H179ZM183 242V243H182ZM187 242V243H188ZM23 243H24V245H23ZM60 243H62L61 244V246L62 247H58L59 245H60ZM98 243V244H97ZM106 243V244H105ZM114 243V244H113ZM122 243V244H121ZM130 243V244H129ZM145 243V244H144ZM146 243H150L153 247H150L149 248V245L150 244H147V247H146ZM179 243V244H178ZM182 243V244H181ZM186 243V242H185ZM198 243V244H197ZM27 244V245H26ZM34 244V245H33ZM66 246H65V245ZM125 244V245H124ZM227 245V247H226V245ZM41 245V246H40ZM50 246V248H49V246ZM65 247H64V246ZM122 245H124V246H122ZM143 245V246H142ZM184 245H186V244H184ZM184 245H183V248L182 249H184V251L191 245V243H188L187 244V247L185 246L184 247ZM189 245V246H188ZM45 247V246H48V248L49 249H47V248H45V249H43V247ZM55 246V247H54ZM100 246V247H99ZM122 246V247H121ZM155 246V247H154ZM157 246H159V248L157 249ZM176 247V248H173V247ZM204 246V247H203ZM210 248H209V247ZM219 246H221V248L219 247ZM225 246V247H224ZM27 247H28V249H27ZM36 247H37V250H36ZM69 247V248H68ZM109 247V249L110 250H112L113 251V249H114V251H113V254L111 253L112 251H110L109 249H107ZM117 247V248H116ZM118 247L120 248L119 250L121 251V252H124L123 254H121L120 253V251L118 250ZM132 247H134L135 248V250H136V252H135V250H134V248H132ZM163 247H162V249H163ZM181 247L182 246H180V248H178L179 250H181ZM217 247H218V249H217ZM223 247V248H222ZM15 248V249H14ZM24 249V251H26V254H25V252L23 251V249ZM64 248V249H63ZM67 248V249H66ZM113 248V249H112ZM126 249L127 250V248L131 251H122V250H124V249ZM144 248V249H143ZM148 248H149V251H146V249L148 250ZM215 248V249H214ZM220 248V249H219ZM16 250L17 249V251L16 252H18L19 253V255H21V257L19 256V255H17V257H16V254H15V256H14V253H16V252H14V250ZM22 249V251H20V250ZM26 249V250H25ZM33 249V250H32ZM46 249H47V251H46ZM51 249V250H50ZM63 249V250H62ZM106 250V253L104 254V252H105V250ZM115 249H117V250H115ZM122 249V250H121ZM165 249V248H164ZM169 249H171V250H173V249H176L174 252L172 251V253H169L170 251H169ZM208 249H210V252L208 251ZM212 249H214V250H212ZM217 249V250H216ZM42 250V251H41ZM94 250H96V252L94 253ZM99 250V251H98ZM140 252H139V251ZM144 250V251H143ZM150 250H152L151 252H153L154 254L156 253V257L154 256V258L153 257H151L152 256V254H151V252H150ZM157 250V251H156ZM178 250V251H179ZM204 252H203V251ZM206 250V251H205ZM219 250H221V252L219 251ZM225 251V252H222V251ZM39 251H41V252H39ZM91 251V252H90ZM110 251V252H109ZM145 251H146V253H147V255H146V253H145ZM161 251V250H160ZM164 251V250H163ZM177 251V252H178ZM187 251V250H186ZM201 251V252H200ZM38 252V253H37ZM46 252V253H45ZM47 252H50V253H47ZM88 252H90L89 253V256H86V254H88ZM143 252V253H142ZM183 252V250L180 252V253H182ZM208 253V254H202V253ZM216 253L215 254V256L214 255H212V254H214V253ZM33 255H31V254ZM35 253H37L36 255H35ZM52 253V254H51ZM56 253V254H55ZM57 253H61V256L58 254L57 255ZM62 253H64V254H62ZM66 253H70V254H66ZM116 253V254H115ZM127 254V256H125L126 254ZM141 253V254H140ZM160 253V252H159ZM162 253H164V252H162ZM161 253V254H162ZM209 253L211 254V255H209ZM220 253V254H219ZM223 253V254H222ZM23 254H25V255H23ZM30 254V255H29ZM44 256H43V255ZM46 254V255H45ZM47 254H51V255H47ZM78 254H79V256H78ZM109 254H112V255H109ZM119 254H121V256H119ZM139 254V255H138ZM151 256H150V255ZM179 255V252L178 253H176L175 255ZM218 254V255H217ZM11 255V256H10ZM12 255L14 256L13 258H16V259H14V260H11V258H12ZM29 255V256H28ZM56 255V256H55ZM68 255H69V257H68ZM82 255H83V257H82ZM91 255H92V257H91ZM107 255H109V257H110V259H111V261H109L110 259H109V257L107 256ZM117 255V256H116ZM148 255L150 256L149 257V259H148ZM165 255V254H164ZM181 255V254H180ZM200 255H201V257H200ZM207 255H209V256H207ZM217 255V256H216ZM222 255H224V257L222 258V259H220V257H222ZM2 256V257H1ZM27 256H28V258L29 259H27ZM55 256V257H54ZM60 256V258H58ZM80 257V258H78V257ZM100 256V257H99ZM125 256V257H124ZM144 256H145V258H144ZM188 255H187V253H185V255H183V256H181L182 258H178L179 260H181L182 261V263L181 262H177L178 264H183V261L185 260V262L187 263V261H188V257H187ZM191 256H193V255H191ZM207 256V257H206ZM218 257L219 256V258H216V259H214L213 258V260H212V257ZM9 257V258H8ZM19 257V258H18ZM37 257H39L38 259H37ZM41 257V258H40ZM43 257V258H42ZM47 257V258H46ZM53 257V258H52ZM74 257H76V258H74ZM99 257V258H98ZM101 257H103V259H105V260H107V258H108V260H107V262L106 261H103L102 260V258ZM118 257V258H117ZM226 257V258H225ZM12 258V259H13ZM23 258V259H22ZM52 258V259H51ZM62 258V259H61ZM78 258V259H77ZM89 260H88V259ZM93 258H97V259H93ZM122 258V259H121ZM170 258H171V260H170ZM173 258H175V259H173ZM186 258H187V260H186ZM201 258V259H200ZM24 260V261H22V260ZM72 259V260H71ZM77 259V260H76ZM84 259V260H83ZM113 259V260H112ZM121 259V260H120ZM134 259H135V261H134ZM148 259V261H145V260H147ZM202 259H204L203 261H201ZM218 259V260H217ZM220 259V260H219ZM16 260V261H15ZM27 260V261H26ZM52 260H53V262H52ZM55 260V261H54ZM61 260V262L59 263V261ZM79 260V261H78ZM82 260V261H81ZM91 260V261H90ZM92 260H94V261H92ZM100 260V261H99ZM119 260V261H118ZM131 260V261H130ZM175 260V261H176ZM207 260V261H206ZM211 260V261H210ZM217 260V261H216ZM222 260H224V261H222ZM22 261V262H21ZM29 261V262H28ZM63 261V262H62ZM68 261V262H67ZM97 261V262H96ZM110 263H109V262ZM117 261H118V263H117ZM25 262H28V263H25ZM52 262V263H51ZM89 262H91V263H89ZM103 262V263H102ZM120 262V263H119ZM164 262V263H163ZM177 263H175L174 262V264H177ZM185 263V264H186ZM225 263H227V262H225ZM0 264H3V263H1L0 262ZM5 264V263H4ZM34 264V263H33Z\"/></svg>",
    "mask_w": 264,
    "mask_h": 264
}]
</instances>
